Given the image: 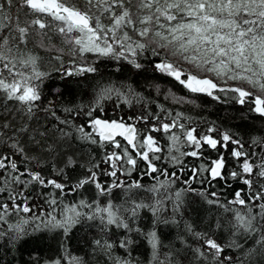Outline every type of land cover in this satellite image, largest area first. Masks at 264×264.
<instances>
[{"label": "snow or ice", "instance_id": "6c2138e0", "mask_svg": "<svg viewBox=\"0 0 264 264\" xmlns=\"http://www.w3.org/2000/svg\"><path fill=\"white\" fill-rule=\"evenodd\" d=\"M0 264H264V0H0Z\"/></svg>", "mask_w": 264, "mask_h": 264}, {"label": "trees", "instance_id": "16d2710c", "mask_svg": "<svg viewBox=\"0 0 264 264\" xmlns=\"http://www.w3.org/2000/svg\"><path fill=\"white\" fill-rule=\"evenodd\" d=\"M226 109L224 107H218L215 109H208V113L212 115V118H216V114L223 116L225 114Z\"/></svg>", "mask_w": 264, "mask_h": 264}]
</instances>
